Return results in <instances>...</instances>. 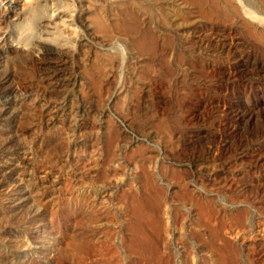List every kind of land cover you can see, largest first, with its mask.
I'll return each mask as SVG.
<instances>
[{"label": "rangeland", "instance_id": "rangeland-1", "mask_svg": "<svg viewBox=\"0 0 264 264\" xmlns=\"http://www.w3.org/2000/svg\"><path fill=\"white\" fill-rule=\"evenodd\" d=\"M244 1L255 27L218 39L248 10L123 0L119 58L61 88L2 56L0 83L41 85L0 93V264H264V0ZM144 17L153 42L129 28Z\"/></svg>", "mask_w": 264, "mask_h": 264}, {"label": "bare ground", "instance_id": "bare-ground-1", "mask_svg": "<svg viewBox=\"0 0 264 264\" xmlns=\"http://www.w3.org/2000/svg\"><path fill=\"white\" fill-rule=\"evenodd\" d=\"M90 1L0 0V59L4 55H10L12 60L17 56L29 59L38 73L45 72L49 75L43 81L50 88H61L75 83L77 77L74 74L76 71L80 72V61L83 58L85 60L96 58L100 61L118 59L119 46H113L115 49H111V46L115 37L122 39L124 20L122 13L118 15L117 12L123 0L113 1L117 11H113L111 21L103 20L102 17L96 20L89 17L86 4ZM247 1L251 2V0ZM92 2L94 7L100 3L98 0ZM76 3L80 7L77 8ZM227 6L228 9L223 16L231 11H238L240 7L248 10V16H239L241 14L237 13L224 21L214 20L211 25L216 30L214 37L224 39L241 24L255 27L251 19L255 17L254 9L247 6L246 1L227 0ZM237 17L240 19V24L235 26L238 23ZM188 27L193 36L203 37L201 26L195 21H192ZM129 28L137 30L142 40L146 42L157 39V35L147 25L145 17L142 20L139 18L138 22L131 21ZM232 34L234 37L238 35L235 32ZM261 36L264 38V31L261 32ZM98 68L96 66L95 70ZM40 85L38 79L16 80L13 74H9L0 83V93L3 89L19 88L31 95L32 90L39 91Z\"/></svg>", "mask_w": 264, "mask_h": 264}]
</instances>
